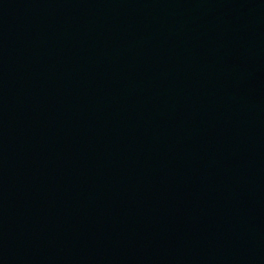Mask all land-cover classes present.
Wrapping results in <instances>:
<instances>
[{
    "label": "water",
    "instance_id": "95a60500",
    "mask_svg": "<svg viewBox=\"0 0 264 264\" xmlns=\"http://www.w3.org/2000/svg\"><path fill=\"white\" fill-rule=\"evenodd\" d=\"M0 264H264V0H0Z\"/></svg>",
    "mask_w": 264,
    "mask_h": 264
}]
</instances>
